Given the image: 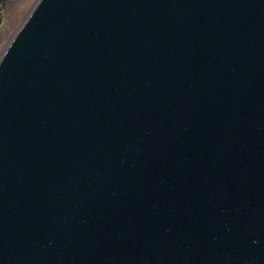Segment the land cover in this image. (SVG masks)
Masks as SVG:
<instances>
[{
    "label": "water",
    "instance_id": "water-1",
    "mask_svg": "<svg viewBox=\"0 0 264 264\" xmlns=\"http://www.w3.org/2000/svg\"><path fill=\"white\" fill-rule=\"evenodd\" d=\"M0 264H264V0H35L0 46Z\"/></svg>",
    "mask_w": 264,
    "mask_h": 264
},
{
    "label": "bare ground",
    "instance_id": "bare-ground-1",
    "mask_svg": "<svg viewBox=\"0 0 264 264\" xmlns=\"http://www.w3.org/2000/svg\"><path fill=\"white\" fill-rule=\"evenodd\" d=\"M35 0H6L7 23L0 37V46Z\"/></svg>",
    "mask_w": 264,
    "mask_h": 264
},
{
    "label": "rangeland",
    "instance_id": "rangeland-1",
    "mask_svg": "<svg viewBox=\"0 0 264 264\" xmlns=\"http://www.w3.org/2000/svg\"><path fill=\"white\" fill-rule=\"evenodd\" d=\"M3 1L4 0H0V6H3ZM4 16H5V10L0 11V27L3 24Z\"/></svg>",
    "mask_w": 264,
    "mask_h": 264
},
{
    "label": "flooded vegetation",
    "instance_id": "flooded-vegetation-1",
    "mask_svg": "<svg viewBox=\"0 0 264 264\" xmlns=\"http://www.w3.org/2000/svg\"><path fill=\"white\" fill-rule=\"evenodd\" d=\"M4 11V10H3Z\"/></svg>",
    "mask_w": 264,
    "mask_h": 264
}]
</instances>
